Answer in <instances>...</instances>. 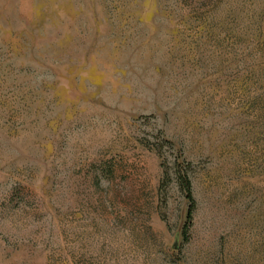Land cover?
I'll return each instance as SVG.
<instances>
[{"label":"rangeland","instance_id":"374dc122","mask_svg":"<svg viewBox=\"0 0 264 264\" xmlns=\"http://www.w3.org/2000/svg\"><path fill=\"white\" fill-rule=\"evenodd\" d=\"M0 264H264V0H0Z\"/></svg>","mask_w":264,"mask_h":264},{"label":"trees","instance_id":"16d2710c","mask_svg":"<svg viewBox=\"0 0 264 264\" xmlns=\"http://www.w3.org/2000/svg\"><path fill=\"white\" fill-rule=\"evenodd\" d=\"M176 177H177L178 185L181 191L183 192L184 198L186 199L188 204L184 217L185 219H188L190 216V210L193 206V198L190 190V181L186 176V174L183 172L180 173L179 171H176ZM183 233H184V223L181 224L180 235L183 236Z\"/></svg>","mask_w":264,"mask_h":264},{"label":"water","instance_id":"95a60500","mask_svg":"<svg viewBox=\"0 0 264 264\" xmlns=\"http://www.w3.org/2000/svg\"><path fill=\"white\" fill-rule=\"evenodd\" d=\"M180 228H181V226L179 227V233H180Z\"/></svg>","mask_w":264,"mask_h":264}]
</instances>
